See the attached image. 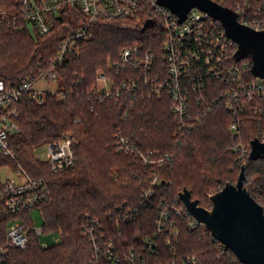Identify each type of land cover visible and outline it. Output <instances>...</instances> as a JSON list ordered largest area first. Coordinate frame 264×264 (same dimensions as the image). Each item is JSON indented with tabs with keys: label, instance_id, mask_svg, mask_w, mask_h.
<instances>
[{
	"label": "trees",
	"instance_id": "16d2710c",
	"mask_svg": "<svg viewBox=\"0 0 264 264\" xmlns=\"http://www.w3.org/2000/svg\"><path fill=\"white\" fill-rule=\"evenodd\" d=\"M222 6L230 9L228 2ZM147 21L152 22L148 27ZM86 24L79 9L66 5L54 16L52 31L43 35L21 15L18 0H0V78L11 88L41 72H55L59 86L43 104L30 93L23 95L18 105L21 132L12 137V145L27 173L46 177L51 195L40 209L42 228L45 234H59L61 240L58 245L43 247L30 233L28 248L11 251L5 264H90L95 258L94 246L84 235L86 213L99 220L105 239L117 247L118 264H183L189 257L196 264H242L205 226L189 229L186 222L192 218L188 214L177 220L178 243L168 247L158 241L157 210L163 198L173 201L184 189L190 190L200 206L210 208L209 196L230 182L237 184L243 166L248 180L255 178L251 182L255 192L247 189L264 210V158L242 161L229 148L231 117L222 107L181 144L168 95L151 99L150 89L140 82L133 93L121 92L119 97L113 93L101 99L96 89L100 72L107 74L113 89L130 76H144L113 68L126 47H141L155 54L157 66L163 64L165 30L160 18L151 13L139 18L99 19L90 25L92 38L58 62L62 42ZM243 58L253 66L252 57ZM247 125L252 129L243 138L249 146L257 139L258 125L244 123ZM119 132L141 150L174 157L170 165L157 169L162 186L146 206L141 196L149 189L153 170L136 156L118 152ZM69 134L79 141L77 161L64 173L50 174L49 164L36 159L33 150ZM132 250L135 259L130 263L127 255Z\"/></svg>",
	"mask_w": 264,
	"mask_h": 264
},
{
	"label": "built area",
	"instance_id": "2783aa9c",
	"mask_svg": "<svg viewBox=\"0 0 264 264\" xmlns=\"http://www.w3.org/2000/svg\"><path fill=\"white\" fill-rule=\"evenodd\" d=\"M18 1L21 15L43 35L52 31L54 16H57L61 7L67 5L77 8L86 17V26L62 42L58 62L63 61L68 54H75L79 43L92 38L90 25L99 19L139 18L147 13L155 14L162 21L165 30L163 64L157 66L155 54L146 52L141 47H126L113 68L117 72L129 70L144 76H130L121 82V86L113 89L107 74L100 72L96 89L101 94V99L106 100L113 93L117 97L121 92L133 93L142 82L150 89L149 98L161 97L163 94L170 97L171 112L178 128L177 140L181 144L218 107L229 111V148L240 154L242 161L251 156V145H246L243 137L252 128L248 125L244 127V123L258 125L257 139L264 143V77L254 75L250 60L237 58L236 43L227 37L223 25L211 14L193 8L186 19L179 23V17L169 8L160 5L159 0ZM214 1L220 5L228 2L239 23L256 31H264V0ZM54 81L57 84L55 72H41L22 85L9 88L0 78V170L7 169L11 174L4 177L0 173V264H5L11 251L28 248L30 233L38 238L45 234L42 227L35 226L33 214L39 213L41 216L40 209L51 195L50 187L45 176L35 178L25 171L12 145V137L21 132L18 105L23 95L30 93L34 101L43 104L45 97L54 95L55 92L38 87L41 83L49 85ZM116 142L118 152L136 156L142 165L153 170L149 189L141 196L143 206H146L156 198V193L162 186L163 181L157 169L170 165L174 157L159 151L141 150L135 143L121 136L120 132L116 136ZM44 145L43 157L35 158L49 164L50 174L64 173L76 163L75 148L79 141L74 135L69 134L61 140ZM36 150L37 148L34 149V154ZM245 181L247 187L253 179L248 180L246 177ZM157 213L155 239L162 240L168 247L174 241L179 242L180 229L176 223L184 215L188 214L192 218L186 222L189 229L194 230L200 226L179 196L174 197L173 201L163 198L159 202ZM86 218L88 222L83 228L84 235L94 246L95 259L90 264H118L120 257L116 255L117 247L112 241L105 239L99 220L91 219L87 213ZM42 246L49 247L45 244ZM150 247H154L153 242ZM127 257L133 263L134 250ZM196 262L194 257H189L183 264Z\"/></svg>",
	"mask_w": 264,
	"mask_h": 264
},
{
	"label": "water",
	"instance_id": "95a60500",
	"mask_svg": "<svg viewBox=\"0 0 264 264\" xmlns=\"http://www.w3.org/2000/svg\"><path fill=\"white\" fill-rule=\"evenodd\" d=\"M159 4L173 11L179 17V23L193 8L211 14L223 25L227 37L236 43L237 58L252 57L254 75L264 77V31L239 23L232 10L214 0H159ZM151 23L147 21L145 26ZM259 158H264V143L257 139L251 143L250 160ZM245 179L246 167L243 166L237 184L230 182L209 196L210 208L200 206L188 189L179 192L178 196L211 237L236 254L242 264H264V210L250 195Z\"/></svg>",
	"mask_w": 264,
	"mask_h": 264
},
{
	"label": "rangeland",
	"instance_id": "374dc122",
	"mask_svg": "<svg viewBox=\"0 0 264 264\" xmlns=\"http://www.w3.org/2000/svg\"><path fill=\"white\" fill-rule=\"evenodd\" d=\"M29 28L33 32L34 37H36V34H35L34 30H32L31 27H29ZM40 88H42V89H50L53 92H57L59 86H57L56 81H54V82L50 83L49 85H45L44 83H41L40 86L38 87V89H40ZM44 146L45 145H41V147H38L37 148L36 153H35V156H40L41 158L43 157V153L45 152ZM34 149H36V148H34ZM33 152H34V150H33ZM0 173L4 177H8V176L11 175L10 174V171H8L7 169H4V168H2L0 170ZM256 177H257V179L259 178L258 176H256ZM253 179H255V178H253ZM252 184L253 183H251L250 185H248V187H251L252 188ZM251 190H252V192H255V189L254 188H252ZM33 216H34L35 226L36 227H43V225H44V218L42 216H40L39 213H34ZM39 240H40V242H41L42 245L45 244V245H48V246H55V245H58V243L61 240V237H60L59 234L50 233V234H44L43 236H41L39 238Z\"/></svg>",
	"mask_w": 264,
	"mask_h": 264
}]
</instances>
